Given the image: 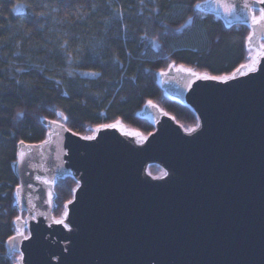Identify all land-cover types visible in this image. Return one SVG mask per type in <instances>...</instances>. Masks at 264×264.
Segmentation results:
<instances>
[{
  "label": "water",
  "instance_id": "water-1",
  "mask_svg": "<svg viewBox=\"0 0 264 264\" xmlns=\"http://www.w3.org/2000/svg\"><path fill=\"white\" fill-rule=\"evenodd\" d=\"M229 2L237 4L231 16L215 5L198 9L227 27L248 26L255 55L264 25L252 24L246 0ZM247 2L257 15L264 7ZM180 66L158 74V83L195 113L199 127L191 134L152 102L155 108L146 103L138 112L153 123L151 135L121 121L81 135L59 112L56 124L42 120L44 141L18 144L17 153H26L12 166L22 186L15 196L21 220L6 247L9 256L23 252L24 261L14 264H264V60L262 70L227 83ZM152 165L169 175L154 179ZM66 177L77 183L73 203L64 207L67 218L56 217L55 185ZM61 218L71 231L55 223Z\"/></svg>",
  "mask_w": 264,
  "mask_h": 264
},
{
  "label": "trees",
  "instance_id": "trees-1",
  "mask_svg": "<svg viewBox=\"0 0 264 264\" xmlns=\"http://www.w3.org/2000/svg\"><path fill=\"white\" fill-rule=\"evenodd\" d=\"M202 1L0 0V264H14L18 256L6 247L19 216L12 167L18 144L44 141L43 119L59 120L62 112L66 126L81 135L116 121L148 135L154 125L138 112L151 100L185 128L194 127L195 113L165 94L159 72L174 61L226 76L248 62L250 28L227 27L195 7ZM76 184L58 179L56 217Z\"/></svg>",
  "mask_w": 264,
  "mask_h": 264
},
{
  "label": "snow or ice",
  "instance_id": "snow-or-ice-1",
  "mask_svg": "<svg viewBox=\"0 0 264 264\" xmlns=\"http://www.w3.org/2000/svg\"><path fill=\"white\" fill-rule=\"evenodd\" d=\"M256 3L259 4H264V0H255ZM205 5L211 6V5H215L216 7H218L219 9H222L224 11V13L228 16H231L234 12H236L237 9V4L235 2H229V0H204V4H197L195 5L196 8H201ZM244 9H247L248 12L251 15V21L253 25H264V7H261L259 9V14L257 15L255 10L253 9L252 5L249 4L246 0V2L244 3ZM252 39V35L250 34L248 37V40L251 41ZM261 60H264V44L260 45V49L255 53V55H252V51H251V46H249V56H248V62L241 64L240 67L236 70V72L232 73L231 75H227V76H209V75H204L202 77H200V79L203 80H211V81H219V82H224L227 83L228 81H231L233 79L237 78V74H239L240 76H248L250 74H254L257 73L259 70H262L259 65ZM174 61L172 64L169 65V69H171L174 65ZM177 71H185V69L183 68V66H180L179 68H177ZM190 71V70H188ZM83 76H93V77H98L100 74L97 72H83L80 73ZM161 76H165L168 73L165 72L164 70H161L159 73ZM192 75H196L195 73H191ZM134 79V78H133ZM174 79V78H173ZM148 105L152 108H155L156 105H154L152 103L151 100H149ZM164 115H167V113H163ZM18 115H22V113H18ZM61 116H63V113H60ZM66 119V118H65ZM52 124H56L57 121H51ZM102 127L105 128H113L115 127V125L112 124H108V125H102ZM199 127V125H197L196 127H190V128H186L185 131L188 132L189 134L193 133L196 131V129ZM151 135V133L149 134ZM83 139L86 140H93L95 139V136H85L83 137ZM147 137H142L141 140L139 141V143H143L144 140H146ZM19 143L21 145L24 144V141L21 140L19 141ZM25 156L26 153L25 152H19L17 153V160L15 161V163H24L25 162ZM169 173L167 171H162L160 176L154 177V179H162L163 177L168 176ZM37 179H39V177H37ZM45 184H48L49 181L48 180H44L43 181ZM27 187L31 188L32 185L28 184ZM21 190H22V186L21 185H16V192H15V196L17 198V200L20 199V195H21ZM75 191V190H73ZM52 198H53V194L51 192L48 193V203L51 204L52 202ZM29 203H31V201H29ZM73 200H69L67 202V204L64 205L65 209H67L68 205L72 204ZM33 207H35V205H33ZM64 218H67L68 216V212L65 211L63 214ZM61 218V219H56L55 223L58 225H63L64 228L68 229L69 231H71V229L69 228V225L67 223H65V219ZM32 219H35V217L33 216ZM16 221H20L21 217L20 216H16L15 217ZM27 224V221H24V225ZM17 235L21 236L24 240H29L31 237L30 236H26L24 234V232L20 231L19 229H17ZM9 241H15L16 240V235L13 236H9ZM12 251L15 252V244H13L12 247ZM16 259H18L19 261L23 262L24 261V253L21 252L19 257H17Z\"/></svg>",
  "mask_w": 264,
  "mask_h": 264
},
{
  "label": "rangeland",
  "instance_id": "rangeland-1",
  "mask_svg": "<svg viewBox=\"0 0 264 264\" xmlns=\"http://www.w3.org/2000/svg\"><path fill=\"white\" fill-rule=\"evenodd\" d=\"M256 13H258V12H256ZM251 51H252V53H253V50H251ZM162 171H163V170H162ZM162 171H161L158 175H155V176H159V175H161Z\"/></svg>",
  "mask_w": 264,
  "mask_h": 264
}]
</instances>
